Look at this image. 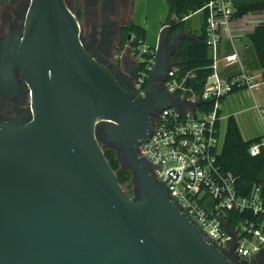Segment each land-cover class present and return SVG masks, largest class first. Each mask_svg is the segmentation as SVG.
Returning a JSON list of instances; mask_svg holds the SVG:
<instances>
[{"label":"water","instance_id":"water-1","mask_svg":"<svg viewBox=\"0 0 264 264\" xmlns=\"http://www.w3.org/2000/svg\"><path fill=\"white\" fill-rule=\"evenodd\" d=\"M84 27L68 0H28L0 45V85L18 71L28 87L27 118H0V264H264V248L250 261L217 249L136 151L154 139L157 105L198 103L161 86L184 34L168 44L162 30L140 99L88 53ZM106 146L128 160L135 197Z\"/></svg>","mask_w":264,"mask_h":264},{"label":"built area","instance_id":"built-area-1","mask_svg":"<svg viewBox=\"0 0 264 264\" xmlns=\"http://www.w3.org/2000/svg\"><path fill=\"white\" fill-rule=\"evenodd\" d=\"M198 11L204 14L202 33L212 60L211 74L201 90L195 91L188 85L194 79L192 71L179 73L175 66L168 69L162 88L173 97L198 103L194 109L160 110V122L153 125L154 139L141 142L138 152L152 160L154 176L166 183L168 194L178 198L180 209H186L202 233L215 240L217 249H232L234 257L250 261L264 248V188L253 186L248 193H240L236 177L223 172L218 157L225 136L221 134L224 99L241 89L254 96L264 91V68L253 72L236 51L218 55L224 39L235 45L240 38L234 28L238 17L233 0H206ZM136 53L139 69L134 87L141 99L146 96L156 48L142 45ZM222 61L237 63L238 71L221 77L218 68ZM254 109L264 125V107L256 100ZM262 147L264 138L250 146L249 154H259ZM229 212L242 215L231 226Z\"/></svg>","mask_w":264,"mask_h":264},{"label":"trees","instance_id":"trees-1","mask_svg":"<svg viewBox=\"0 0 264 264\" xmlns=\"http://www.w3.org/2000/svg\"><path fill=\"white\" fill-rule=\"evenodd\" d=\"M3 1V0H1ZM168 6V15L163 23L166 32V41L170 44L173 36L177 33L184 34L178 39V46L172 54L170 60L172 65L179 69V73L192 71L194 79L188 81L195 91H200L206 78L211 74L209 66L212 60L209 56V50L205 43L203 33L194 35L185 31V19L198 11L206 0H164ZM236 8L235 17H240L251 12H262L264 14V0H233ZM73 14L77 20L81 17V8L76 6L72 8ZM131 39L128 40V35ZM121 49L129 44V47L138 49L144 44L146 38V29L143 26L128 23L122 29ZM250 41L255 53L259 68H264V24L255 27L250 34ZM154 49V48H152ZM120 51V47H119ZM264 134L245 140L235 118L230 115L227 118L226 132L222 151L218 157V163L223 172L227 175L236 177L237 188L242 194H246L253 186H262L264 188V147L259 154L251 156L249 148L252 144L261 142ZM105 156L116 172L118 182L123 188H132L130 169L121 166L117 159L115 149L107 147ZM231 223H237L242 215L236 212L228 214Z\"/></svg>","mask_w":264,"mask_h":264},{"label":"flooded vegetation","instance_id":"flooded-vegetation-1","mask_svg":"<svg viewBox=\"0 0 264 264\" xmlns=\"http://www.w3.org/2000/svg\"><path fill=\"white\" fill-rule=\"evenodd\" d=\"M5 1L8 2L4 3L0 10V45L7 36L23 29L24 12L28 5V0H17L15 4L12 0H3L2 3ZM68 3L72 8L79 3L83 5L87 21L82 37L88 53L103 63L120 81L133 88L139 69L137 53L135 49L129 47V44L121 49L122 29L132 22L130 19L132 1L68 0ZM129 39H131L130 34ZM161 109L162 106L157 105L153 109V116H156ZM27 111L28 87L21 74L16 71L6 88L0 85V118L4 122H9L11 119L23 122L27 118ZM136 151L138 152V146ZM127 163L126 158L120 159L122 166L125 167Z\"/></svg>","mask_w":264,"mask_h":264},{"label":"crops","instance_id":"crops-1","mask_svg":"<svg viewBox=\"0 0 264 264\" xmlns=\"http://www.w3.org/2000/svg\"><path fill=\"white\" fill-rule=\"evenodd\" d=\"M131 1H132V11H131L130 19H131V21L134 24L139 25V26H143L146 29V35H147L148 30H147L146 24L144 22H141V23L137 22V20H136V12H135L136 5L138 3H140L141 0H131ZM190 16L191 15H189L185 19V31L189 32L191 34H194V35H200L202 33V27H203V22H204V14H203L202 20L200 22V25H198L197 28H194L188 22ZM163 23H161V25L159 27L158 42H159V38H160V34H161L162 30H164ZM262 24H264V14L262 12H251V13L244 14V15L238 17V19L235 22L234 28L236 30V34L240 38H239L238 42H236L235 45H233L227 39H224L220 43L219 48H218L219 57L226 56L227 54H230V53L236 51V53L238 54L239 60L241 62L248 63L252 67L253 72L257 73V71L260 68H259V65L257 63V59H256L255 53L253 51V48L251 46L250 34L254 31L256 26L262 25ZM244 40H247L248 42L247 41L244 42ZM157 46H158V44H157ZM157 46L153 47L151 45H146V47H150V48H157ZM238 69L239 68H238V64L237 63H227L226 61H222L220 63V65H219V68H218V74L221 77H227V76H230L232 74H235L238 71ZM241 91H243V92H241ZM241 91L233 92L232 94L228 95L224 99L223 104H222V115L225 118L223 120H227V118L230 115H232L235 118V115L229 114V113L232 112L233 104L234 103L243 102V98L246 100V97L251 99V100L252 99L254 100L253 108H254V105H255V101L257 100V102H258L259 99H261V102L263 104V105L262 104L261 105L264 107V97H263L264 96V91L257 93L255 96L253 94H251L247 90H241ZM239 93H240V95H239ZM248 108H250V106ZM225 112H227V113H225ZM235 120L237 122L236 118H235ZM239 130H240V128H239Z\"/></svg>","mask_w":264,"mask_h":264},{"label":"rangeland","instance_id":"rangeland-1","mask_svg":"<svg viewBox=\"0 0 264 264\" xmlns=\"http://www.w3.org/2000/svg\"><path fill=\"white\" fill-rule=\"evenodd\" d=\"M7 2L8 1H5L2 3V1L0 0V10H1V7L4 6L3 4ZM77 6L81 8V17L79 18L78 22L82 24L83 26H85L86 21H87L85 18V10L81 3H79V5ZM135 12H136L137 22H140V23L144 22L148 30V33L146 35L147 37L144 41L143 46L151 45L153 47L154 46L156 47L158 44L159 27L161 23L165 22L167 15H168L167 4L163 0H141V2L136 5ZM202 17H203V12L196 11L195 13L191 14L188 22L194 28H197L198 25H200ZM246 41L247 40H244V42ZM258 101L260 104H262L261 99H259ZM253 104H254L253 99L251 100L246 97V100H245L243 98V102L233 104L232 112L229 113V114L235 115V118L237 119L238 127L240 128L241 135L245 140L251 139L256 136H261L264 134L263 122L261 121L256 109L253 108ZM249 106L250 108H248ZM226 123H227V120H223L221 122V134L222 135H224L226 132ZM101 144L104 145V142H101ZM124 190L125 192L135 197L133 184H132V188L125 187Z\"/></svg>","mask_w":264,"mask_h":264}]
</instances>
